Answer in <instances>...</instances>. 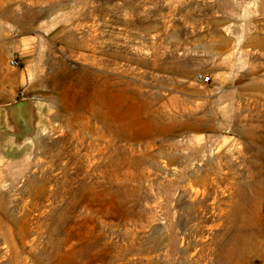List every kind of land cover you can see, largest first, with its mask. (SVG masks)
Returning <instances> with one entry per match:
<instances>
[{
	"label": "rangeland",
	"instance_id": "obj_1",
	"mask_svg": "<svg viewBox=\"0 0 264 264\" xmlns=\"http://www.w3.org/2000/svg\"><path fill=\"white\" fill-rule=\"evenodd\" d=\"M0 264H264V0H0Z\"/></svg>",
	"mask_w": 264,
	"mask_h": 264
},
{
	"label": "built area",
	"instance_id": "obj_2",
	"mask_svg": "<svg viewBox=\"0 0 264 264\" xmlns=\"http://www.w3.org/2000/svg\"><path fill=\"white\" fill-rule=\"evenodd\" d=\"M10 64H11V66H17L18 64H19V62L17 61V60H10ZM210 79V77L209 76H205L204 77V80H209Z\"/></svg>",
	"mask_w": 264,
	"mask_h": 264
},
{
	"label": "water",
	"instance_id": "obj_3",
	"mask_svg": "<svg viewBox=\"0 0 264 264\" xmlns=\"http://www.w3.org/2000/svg\"><path fill=\"white\" fill-rule=\"evenodd\" d=\"M23 103H19V105H22Z\"/></svg>",
	"mask_w": 264,
	"mask_h": 264
},
{
	"label": "bare ground",
	"instance_id": "obj_4",
	"mask_svg": "<svg viewBox=\"0 0 264 264\" xmlns=\"http://www.w3.org/2000/svg\"><path fill=\"white\" fill-rule=\"evenodd\" d=\"M33 13V12H32ZM30 14V13H29ZM29 16H31V15H29Z\"/></svg>",
	"mask_w": 264,
	"mask_h": 264
}]
</instances>
